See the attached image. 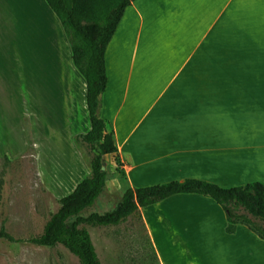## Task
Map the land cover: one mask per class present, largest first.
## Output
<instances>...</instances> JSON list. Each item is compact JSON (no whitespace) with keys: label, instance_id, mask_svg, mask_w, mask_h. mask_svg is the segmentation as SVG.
Wrapping results in <instances>:
<instances>
[{"label":"crops","instance_id":"1","mask_svg":"<svg viewBox=\"0 0 264 264\" xmlns=\"http://www.w3.org/2000/svg\"><path fill=\"white\" fill-rule=\"evenodd\" d=\"M104 60L101 116L123 187L187 178L264 185V0H133ZM72 76L83 79L47 2L0 0V155L25 151V119L33 141L43 130L45 149L89 130L85 80L79 120ZM58 84L60 104L46 95ZM139 214L159 264H264V239L242 224L225 232L209 197L179 193Z\"/></svg>","mask_w":264,"mask_h":264},{"label":"trees","instance_id":"2","mask_svg":"<svg viewBox=\"0 0 264 264\" xmlns=\"http://www.w3.org/2000/svg\"><path fill=\"white\" fill-rule=\"evenodd\" d=\"M45 1L58 17L71 49L73 65L85 80L90 128L87 132L74 134L72 142L77 148L82 145L87 148L89 172L69 193L56 199L57 209L50 212L40 234L26 239L15 238L1 227L0 238L36 246L62 244L80 264H102L85 225L116 226L133 214L141 219L139 207L179 193H197L213 199L221 207L226 219L225 232L234 233L237 225L242 224L264 239V185L259 181L222 187L213 182L187 178L126 187L112 210L91 212L86 216L81 214L95 203L105 186L106 172L102 169L105 155L114 156L116 169L121 173L114 132L101 116L102 95L107 84L104 54L124 9L133 0H71V7H67L64 0ZM24 124L28 141L25 121Z\"/></svg>","mask_w":264,"mask_h":264},{"label":"rangeland","instance_id":"3","mask_svg":"<svg viewBox=\"0 0 264 264\" xmlns=\"http://www.w3.org/2000/svg\"><path fill=\"white\" fill-rule=\"evenodd\" d=\"M61 84V83H60ZM47 86L46 95L57 104L62 103L63 84ZM69 95L74 114L83 120L84 81L71 77ZM54 88V89H53ZM52 93V98L50 95ZM28 144L25 151L14 158L0 155V228L15 238L26 239L41 233L51 211L57 209L56 199L71 191L78 180L89 172L86 147L73 142L53 140L44 147L45 134L37 132L34 145L30 123L26 119ZM59 149L67 162L58 159ZM65 151V152H64ZM105 186L95 203L81 214L104 213L112 210L124 192V177L116 169L112 154L104 156ZM87 228L98 259L102 264H157L142 219L130 215L116 226ZM0 264H80L78 258L62 244L53 247L36 246L26 242H11L0 238Z\"/></svg>","mask_w":264,"mask_h":264},{"label":"water","instance_id":"4","mask_svg":"<svg viewBox=\"0 0 264 264\" xmlns=\"http://www.w3.org/2000/svg\"><path fill=\"white\" fill-rule=\"evenodd\" d=\"M102 169H104V163H102Z\"/></svg>","mask_w":264,"mask_h":264}]
</instances>
